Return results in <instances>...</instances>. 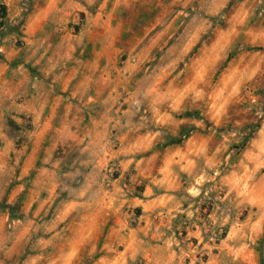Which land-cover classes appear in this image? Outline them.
Wrapping results in <instances>:
<instances>
[{
	"label": "rangeland",
	"instance_id": "374dc122",
	"mask_svg": "<svg viewBox=\"0 0 264 264\" xmlns=\"http://www.w3.org/2000/svg\"><path fill=\"white\" fill-rule=\"evenodd\" d=\"M54 1L64 98L86 84L108 138L44 139L39 97L0 93V264H264V0ZM0 5V63L42 80L47 0Z\"/></svg>",
	"mask_w": 264,
	"mask_h": 264
},
{
	"label": "crops",
	"instance_id": "0c3cea01",
	"mask_svg": "<svg viewBox=\"0 0 264 264\" xmlns=\"http://www.w3.org/2000/svg\"><path fill=\"white\" fill-rule=\"evenodd\" d=\"M58 6L59 4L57 2L55 3L54 0H47V13L45 11L46 16L44 20H48L49 23L47 24V30L43 33V38L39 40L43 45L42 47L47 49V51L45 50L46 57L44 58V62L32 61L31 63L32 66L38 67L37 71L41 72L42 80L38 81L31 73L23 69V65L26 64L27 61H22L20 63L17 61L16 65H13L16 62V57H5L6 61L0 63V93L6 96V106L10 107V109L26 110L27 113H31L32 108H29V104L26 102H24L25 107H22V104H17L19 97L23 94L27 96L28 92L31 93L30 101H32L35 96L37 98L39 97L41 101V107L39 109L40 114L48 112L47 117L44 118L42 122L40 120V136L45 139V136L52 133L56 138H59L55 140L57 144H85L84 150L86 149L95 153L90 145L97 143V141L101 142V144L106 143L109 120L105 113L96 116L93 115V108L97 106L92 103L93 95L90 93V88L87 89L88 87L86 84L85 88L81 90L77 89V93L73 92L69 95L72 100L76 99L75 101L77 104H72L64 98L68 85L72 82L75 75L71 71H61L62 64L70 58L69 56V58L65 59L61 51L62 48H65L68 55L73 54L75 49L79 48L81 42L72 35L71 30L67 31V28L61 26L62 23L56 22L55 18L50 15ZM74 9L76 8L74 7ZM70 10V5H63L60 10L61 18H56V20L59 19V21L62 22L63 19L71 13ZM38 31L39 29L31 31L30 28L27 27L24 33L27 37H30ZM0 51H2V47H0ZM92 62L94 64L98 63L95 57ZM103 107L104 105L100 106V108ZM32 119L33 124L39 122V119L36 121L35 118ZM174 188V190H178L179 184H175ZM175 205L174 208L172 207L170 211H167L168 214L173 212V210L177 214L185 211L179 208L177 203H175ZM170 216L171 217L168 218L166 217L167 221L161 223L164 227L170 226L172 218L175 215L172 214ZM169 218L170 220H168ZM148 226H150L149 223L141 230L144 231L148 229ZM177 226L180 228V224ZM153 227L154 231L158 229L156 225H153ZM194 234L195 233L190 232L186 237L188 236L187 238L189 239L190 235L194 236Z\"/></svg>",
	"mask_w": 264,
	"mask_h": 264
},
{
	"label": "trees",
	"instance_id": "16d2710c",
	"mask_svg": "<svg viewBox=\"0 0 264 264\" xmlns=\"http://www.w3.org/2000/svg\"><path fill=\"white\" fill-rule=\"evenodd\" d=\"M5 22H6V9L3 5H0V24L4 26V29H5ZM4 32L2 33V35H4Z\"/></svg>",
	"mask_w": 264,
	"mask_h": 264
},
{
	"label": "built area",
	"instance_id": "2783aa9c",
	"mask_svg": "<svg viewBox=\"0 0 264 264\" xmlns=\"http://www.w3.org/2000/svg\"><path fill=\"white\" fill-rule=\"evenodd\" d=\"M4 32V26H2L1 24H0V41L2 40V37H3V35H2V33ZM1 47V46H0ZM1 52V51H0Z\"/></svg>",
	"mask_w": 264,
	"mask_h": 264
}]
</instances>
